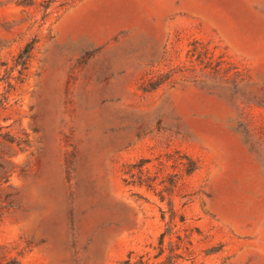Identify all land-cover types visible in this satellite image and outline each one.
Masks as SVG:
<instances>
[{"label":"rangeland","instance_id":"1","mask_svg":"<svg viewBox=\"0 0 264 264\" xmlns=\"http://www.w3.org/2000/svg\"><path fill=\"white\" fill-rule=\"evenodd\" d=\"M170 254L264 264V0H0V264Z\"/></svg>","mask_w":264,"mask_h":264},{"label":"trees","instance_id":"2","mask_svg":"<svg viewBox=\"0 0 264 264\" xmlns=\"http://www.w3.org/2000/svg\"><path fill=\"white\" fill-rule=\"evenodd\" d=\"M32 50V44L29 43L19 54V56L16 59V63L18 65L21 66H25L27 63V60L29 59L30 56V52ZM171 233V229L169 227H167V229L161 234L160 236V246L162 247L163 243H164V239L167 235H169ZM172 252V249H171ZM163 253V250L161 249L160 252L158 253V255H161ZM175 256L170 254L166 257L165 260H163L162 262H160V264H177L176 261L174 260ZM123 264H143L141 260H138L136 262H133L131 257L129 256L124 262Z\"/></svg>","mask_w":264,"mask_h":264}]
</instances>
